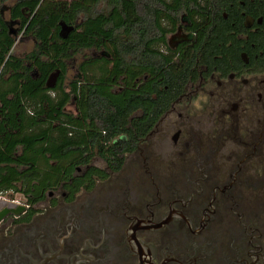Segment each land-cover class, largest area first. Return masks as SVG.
Masks as SVG:
<instances>
[{
	"label": "flooded vegetation",
	"instance_id": "flooded-vegetation-1",
	"mask_svg": "<svg viewBox=\"0 0 264 264\" xmlns=\"http://www.w3.org/2000/svg\"><path fill=\"white\" fill-rule=\"evenodd\" d=\"M200 2L206 37L182 15L155 48L171 69L136 75L141 103L160 77L152 98L173 96L164 114L118 170L95 156L78 181L32 205L22 196L26 210L0 221V264H264V0Z\"/></svg>",
	"mask_w": 264,
	"mask_h": 264
},
{
	"label": "trees",
	"instance_id": "trees-1",
	"mask_svg": "<svg viewBox=\"0 0 264 264\" xmlns=\"http://www.w3.org/2000/svg\"><path fill=\"white\" fill-rule=\"evenodd\" d=\"M6 1L0 0V194L13 190L30 205L52 187L78 181L77 169L95 156L118 170L120 155L135 148L137 136L148 134L173 98H152L159 77L141 103L137 72L161 69L158 62L171 69L155 48L177 31L182 15L199 40L210 30L200 18V0H17L9 12L15 33L2 11ZM18 35L36 41L23 58L13 54ZM86 50L100 54L81 64L82 78L67 90V61ZM123 76L124 91L112 92ZM165 81L172 88L177 80L167 74ZM74 96L78 115L67 111ZM140 108L144 117L131 122Z\"/></svg>",
	"mask_w": 264,
	"mask_h": 264
},
{
	"label": "rangeland",
	"instance_id": "rangeland-1",
	"mask_svg": "<svg viewBox=\"0 0 264 264\" xmlns=\"http://www.w3.org/2000/svg\"><path fill=\"white\" fill-rule=\"evenodd\" d=\"M17 0H8L6 1L3 5H2V11L4 14V17L6 20L9 21V24L11 26L12 29H14L15 33H18L19 27L15 24H12L10 22V18H9V12L11 7L14 5V3ZM103 6H101L100 8H102ZM182 37H184V30H179L177 33L170 35L169 36V41L170 42H175L178 39H181ZM36 45V41L32 36L29 35H18L17 37V43L13 49V54L17 57H25L27 54H29L30 52H32L34 50V47ZM100 53L95 51V50H86L78 55H74L73 57H71L67 63H68V71H67V76H66V81H65V86L68 89V85L71 83L72 80H74L77 76H78V67L79 65L84 61V59L86 58H90L93 56H98ZM75 110V106H74V102L71 101V103L68 105L67 107V111L69 112H74ZM99 165V163H97ZM102 165V164H101ZM12 194H4L1 195L0 194V201H9V200H13V199H23L22 195H18L15 194L12 198H11Z\"/></svg>",
	"mask_w": 264,
	"mask_h": 264
},
{
	"label": "water",
	"instance_id": "water-1",
	"mask_svg": "<svg viewBox=\"0 0 264 264\" xmlns=\"http://www.w3.org/2000/svg\"><path fill=\"white\" fill-rule=\"evenodd\" d=\"M58 76H59V74L56 73V74L54 75V77L52 76V77L50 78V80L48 81V84H47V87H48V88H53V87L56 86V83H57V77H58ZM25 210H26V208H25L24 206H18L17 208H14V209H12V210L6 208V209H4V210L1 212V214H0V221H1V218H2L3 216H6V215H8V214H13V215H15V216H19V215H21Z\"/></svg>",
	"mask_w": 264,
	"mask_h": 264
},
{
	"label": "built area",
	"instance_id": "built-area-1",
	"mask_svg": "<svg viewBox=\"0 0 264 264\" xmlns=\"http://www.w3.org/2000/svg\"><path fill=\"white\" fill-rule=\"evenodd\" d=\"M9 202H12L13 208H17L18 206H24L25 208L28 207L26 201H24L23 199H18V200L13 199V200H9Z\"/></svg>",
	"mask_w": 264,
	"mask_h": 264
}]
</instances>
